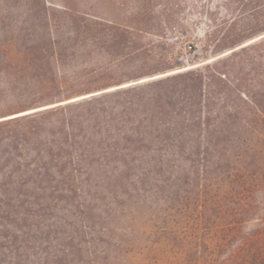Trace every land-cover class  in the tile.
Returning a JSON list of instances; mask_svg holds the SVG:
<instances>
[{"label": "trees", "instance_id": "16d2710c", "mask_svg": "<svg viewBox=\"0 0 264 264\" xmlns=\"http://www.w3.org/2000/svg\"><path fill=\"white\" fill-rule=\"evenodd\" d=\"M132 10L120 22L29 0L23 30L0 38L7 86L40 88L47 102L108 88L119 66L108 55L143 56L145 39L175 27L187 37L186 12L204 17L206 50H236L0 121V217L14 222L0 226V264H134L127 255L151 234L163 262L264 264V38L244 45L264 24L236 28L264 16V0H137ZM158 63L150 73L180 66L178 53ZM70 68L76 82L61 84Z\"/></svg>", "mask_w": 264, "mask_h": 264}, {"label": "rangeland", "instance_id": "374dc122", "mask_svg": "<svg viewBox=\"0 0 264 264\" xmlns=\"http://www.w3.org/2000/svg\"><path fill=\"white\" fill-rule=\"evenodd\" d=\"M44 1V0H43ZM48 4H53L56 7H61V5H67L72 8L87 10L98 14L100 16L124 22L127 17L131 16L133 13L132 8L134 7L137 0H47ZM99 1L102 3V6H99ZM192 1V0H188ZM28 2L29 0H0V38H6V36H11L13 33L21 32L25 27L24 23L28 19ZM123 6V7H122ZM95 7L94 9H91ZM223 12L224 10L221 9ZM225 16H228L224 12ZM181 22L187 25L189 33L187 37L182 36L178 29L175 27V33L165 30V38H160V35H152L144 40V44H149L148 48H151V51L143 56H138L139 52H133L131 56L125 58L127 53H122V55L110 54L107 56L106 62L108 64H119V66L113 67V75L118 79L112 81L110 86L115 87L122 84L126 86L128 82L136 81L145 77L162 74L166 72H152V69L156 68L159 64V55L160 53L169 51L172 54L178 53L179 64L180 66L173 68L172 70H167L171 72L177 69H190L200 65L199 61H205L207 59L213 60L215 56L219 55L212 50H206L204 47L205 44V35L204 32L207 27L202 24L205 19L203 16L181 14ZM258 20H255L253 17L247 15L239 20H237L236 28L238 31H245V34L252 33L255 26H263L264 16L263 14H258ZM180 20V19H179ZM194 20V22L192 21ZM193 22V24L189 22ZM234 28V26H232ZM157 34H160L157 31H154ZM263 34L258 33L251 38L245 40V44L256 39L257 37ZM264 38V37H263ZM262 39V38H261ZM259 39V40H261ZM257 40V41H259ZM255 41V42H257ZM244 44V45H245ZM190 45L194 47L191 48ZM136 50V48H135ZM230 50V49H229ZM228 51V50H226ZM128 52V51H127ZM151 55V56H150ZM226 56V55H225ZM121 63V64H120ZM185 69V70H186ZM74 69L70 68L67 74H60V82L63 84V80L66 76L68 82L73 83L76 80H73ZM163 78V77H162ZM156 80V79H155ZM153 81V80H152ZM150 82V81H148ZM147 83V82H145ZM77 88V87H73ZM80 88V87H78ZM107 88H102V90ZM76 90V89H74ZM63 93L70 92V89H67L65 85L61 90ZM100 90H94V92ZM92 93V92H90ZM50 94V93H49ZM89 94L87 92L75 93L69 97H63L62 99H57L51 102H47L52 98V95H46V92H42L40 88L34 86L21 87L18 90H11L6 84V76L3 72H0V121L16 117L18 115L31 113L47 107L58 105L61 103H67L66 101L72 99L76 100L81 98L83 95ZM54 96V95H53ZM57 96V95H55ZM81 96V97H79ZM74 98V99H73ZM21 106H29L26 110H23ZM0 216L4 209L7 208L5 202L8 201L5 196L0 193ZM18 199H23L20 195H10L11 204H15ZM60 219L58 216L55 220ZM71 220L70 218H68ZM13 219H5L0 217V226L6 225L10 226L13 224ZM15 220H18L15 219ZM189 227L186 226V228ZM189 229V228H188ZM143 230V228H140ZM191 230V229H190ZM194 231L198 234H201L202 229L195 226ZM150 233V232H149ZM150 235V234H149ZM94 237H100L101 240L108 239L105 234L99 233L95 234ZM154 235L151 234L149 239L139 241L135 248H132V251L127 256H132L131 260L134 264H173L170 261L163 262L165 258L164 254H160L159 250H154L156 245L152 242ZM98 247H103L105 244L103 242H97ZM167 260V259H164ZM169 260H173L169 258ZM174 262V261H173Z\"/></svg>", "mask_w": 264, "mask_h": 264}, {"label": "water", "instance_id": "95a60500", "mask_svg": "<svg viewBox=\"0 0 264 264\" xmlns=\"http://www.w3.org/2000/svg\"><path fill=\"white\" fill-rule=\"evenodd\" d=\"M263 37H264V34L261 35V36H259V37H257L256 39L250 41L249 43H247V44H245V45H248V44H250V43H253V42H255V41H257V40H259V39H261V38H263ZM235 50H236V49L233 48V49L228 50V51H230V52L225 51V52H223V53H221V54L215 56L213 60H216V59L221 58V57H223V56H225V55H228V54H230L231 52H233V51H235ZM185 69H186V68H185ZM185 69L180 68V69H177V70H173V71H171V72H166V73H162V74H157V75H153V76L145 77V78H142V79H139V80H136V81L128 82V83H126V84H127L126 86H122V85H123V84H122V85H119V86H115L114 88L111 87L112 89L107 88V89H104V90H100V91L92 92V93H89V94L83 95L82 97L79 96V97H81V98H78V99H76V100H72V101H68V102L78 101V100H82V99H85V98H89V97H91V96H95V95H98V94H101V93H104V92H108V91L116 90V89H119V88H124V87H129V86H132V85H137V84L145 83V82H148V81H152V80H155V79H159V78H162V77H166V76L171 75V74H174V73L181 72V71H183V70H185Z\"/></svg>", "mask_w": 264, "mask_h": 264}]
</instances>
